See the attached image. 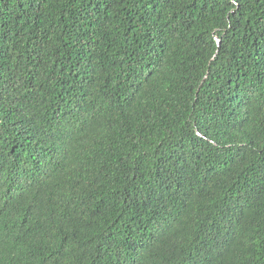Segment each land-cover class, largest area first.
<instances>
[{
    "label": "trees",
    "instance_id": "trees-1",
    "mask_svg": "<svg viewBox=\"0 0 264 264\" xmlns=\"http://www.w3.org/2000/svg\"><path fill=\"white\" fill-rule=\"evenodd\" d=\"M0 264H264V0H0Z\"/></svg>",
    "mask_w": 264,
    "mask_h": 264
}]
</instances>
